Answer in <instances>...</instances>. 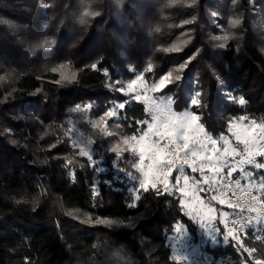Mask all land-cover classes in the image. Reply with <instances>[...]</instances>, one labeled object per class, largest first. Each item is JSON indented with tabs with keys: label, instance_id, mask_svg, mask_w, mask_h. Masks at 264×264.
Listing matches in <instances>:
<instances>
[{
	"label": "trees",
	"instance_id": "16d2710c",
	"mask_svg": "<svg viewBox=\"0 0 264 264\" xmlns=\"http://www.w3.org/2000/svg\"><path fill=\"white\" fill-rule=\"evenodd\" d=\"M221 3L231 5L232 12L225 13ZM250 3L0 0V264H182L172 259L167 235L177 222L195 229L179 192H165L160 185L159 195L140 190L125 174L136 175L132 154L116 161L108 150L111 138H93L90 164L66 134V117L76 103L90 102L92 114L99 115L121 101L125 108L115 118L120 131L141 132L146 124L134 121L147 120L145 104L118 89L133 69L152 63V77L167 71L183 77L180 89L159 91L175 96V110L188 108L189 97L201 91L203 107L193 110L202 113L211 133L226 131L228 121L241 115L264 119V50L248 16ZM209 6L221 12L230 29L224 48L209 33ZM90 10L100 15L85 17ZM235 18L241 25L232 28ZM173 46L181 50L163 51ZM183 63L187 67L178 71ZM60 64L75 78L61 80L60 71H51ZM240 96L246 105L232 100ZM67 160L73 163L65 168ZM255 171L264 180V168ZM133 188L140 200L129 207ZM73 208L127 223H89L67 212ZM240 239L264 264V224L249 226ZM209 250L214 264L254 262L236 241Z\"/></svg>",
	"mask_w": 264,
	"mask_h": 264
},
{
	"label": "snow or ice",
	"instance_id": "6c2138e0",
	"mask_svg": "<svg viewBox=\"0 0 264 264\" xmlns=\"http://www.w3.org/2000/svg\"><path fill=\"white\" fill-rule=\"evenodd\" d=\"M115 2L117 5H120L123 3V0H115ZM178 3H181V0H169V5H176ZM183 3L186 7H193L197 3V0H183ZM99 15L100 12L95 10H90L84 13L85 17H96ZM80 22L86 23L87 21L82 17ZM191 22L192 21L189 20L183 21L184 24ZM240 25V18H235L230 21V27L232 28H237ZM214 39L223 41L217 46L224 48L229 39V35L225 34L216 36ZM180 50L181 49L176 46L163 49L165 52H178ZM66 67V64H60L58 68H52L51 71H60L61 80L68 81L74 79V73L69 76L66 72L62 71ZM90 67L96 69L97 65L92 64ZM186 67L187 63H183L179 65L178 71H182ZM153 70V64L148 63L146 68L142 72H138L135 79L131 80L126 86L131 99L141 101L146 105L144 111L150 116V121H134V123L137 125L147 124V131H143L142 135L137 137L135 133L131 136H127L108 130V120L111 119L115 122V118L120 115L118 109H124L125 103H120L114 107L106 109L98 120L92 122V127L97 129L102 137L111 138L117 141L114 146H110L108 149L115 153L116 161L124 159L125 152H130L133 157L138 156V159H133L130 163L131 167L134 168L139 175H133L131 172H125V174L131 180L138 181L139 189L143 190V192L155 190L157 195H159L160 188L158 185H162L164 191L167 192L169 187V177L172 176L174 170L183 171V166L188 165L192 167L193 171H197L194 167L197 160L211 162L213 157L211 155H204L203 153L207 150L209 145L215 148L218 140L206 131L204 122L201 119L202 113L192 110L193 108L200 109L203 107L201 91H196L189 97V107L182 112L172 110V106L176 103L175 96H166L163 98L147 96L148 91L159 92L162 89L169 87L180 89L183 80L181 75L173 76V71H167L161 74L158 80L149 84L145 77V72L151 73ZM106 71L107 70H105V72ZM133 71L135 70L133 69ZM56 83H60V80L56 81ZM137 87L142 89L140 94H135ZM124 90V87L118 89V91L121 92ZM232 100L240 106L247 104V100L243 96L232 97ZM81 107L82 106L78 104L75 106V110H80ZM83 107L90 108L92 105L88 104ZM117 128H119V124H117ZM229 129L230 131H233L237 143L243 144L244 147L241 152H237L235 147H232L231 149L225 147L223 152L225 154L243 156V159L239 162L240 164L253 165L255 168H264V162H258L255 159L257 156L264 157V121L258 122L247 116H240L235 118V120L230 119ZM149 132H152L157 138L151 139ZM81 135H83V133H81ZM163 140H166L167 143L161 145V141ZM219 140H225L224 136L221 135ZM132 141H135L136 144L132 145ZM92 143L93 141L89 139L88 144L91 145ZM225 143L227 144L228 142L225 141ZM136 145H138V147ZM54 146L55 145H53V147ZM77 155L87 157L90 164L93 162V157L89 151L81 150ZM116 161H114V163ZM72 163L73 161L67 160L64 167L68 168ZM217 163H219V157H217ZM203 168L204 164L202 163L199 170L203 171ZM118 170L124 171L123 169ZM209 170L219 173L221 167L217 166L215 168H210ZM234 171H236V168L230 169L227 174L231 176ZM70 175H74V173L70 172ZM183 180L185 185H187L189 177L184 176ZM176 182L179 183V179H177ZM207 182L208 181L205 180V183ZM196 183H199V181H196ZM180 191L183 192L184 189H180ZM262 191H264V186H262ZM132 193L134 202L129 204V207H135V201L140 200V195L136 188H133ZM97 194L98 191L94 190V195ZM213 199H217V197H213ZM254 201H257V203H253ZM219 203L224 204L225 201L220 199ZM228 207L239 209L240 213L248 211L249 213H257V215L248 217L241 216L238 220H232V227H229L227 214H224V218L220 220V223L223 224V230L216 226L215 221L217 218L209 216V222L205 223L201 221L200 227L206 229V234L210 237L213 243H219L220 241L217 240V235H222L224 243L236 241L244 252L251 255L256 249L246 247L238 233L240 229H244L245 235H247L246 226H250L253 222L264 224V196L259 199L256 196H251L247 201V208L240 204L239 199L235 204L229 199ZM208 211L209 213L212 212L211 207L208 208ZM186 215H188L190 219L195 220L197 216L200 215V212L197 211L196 214L193 215V213L189 211ZM93 222L95 224H106L109 226L114 223L123 224V221L115 222L107 218H97ZM126 226L131 227L132 225L129 223ZM174 231L180 234L181 237L187 235V229L179 222L174 226ZM255 238L257 240L261 239L260 236H256ZM173 248L174 255L172 259L182 260L188 258L186 255L177 256L175 252L178 250L175 249V245H173ZM257 264H260V262L258 261Z\"/></svg>",
	"mask_w": 264,
	"mask_h": 264
},
{
	"label": "rangeland",
	"instance_id": "374dc122",
	"mask_svg": "<svg viewBox=\"0 0 264 264\" xmlns=\"http://www.w3.org/2000/svg\"><path fill=\"white\" fill-rule=\"evenodd\" d=\"M261 1L263 2L262 6L259 2H257V0H250L251 3L249 6L248 16L252 20L251 23L255 28L256 36L260 41L264 50V0ZM222 8L224 9L225 13L232 12L231 5L222 4ZM207 10L211 21V26L209 28V33H211V36L214 38L216 36H221L225 34L229 35L230 29L227 28L225 23L223 22V16L221 12L215 9V7H211V6H209ZM188 38L189 36H187L185 31H183L181 35V40L186 41L188 40ZM144 69L134 71L133 76L131 78H126L122 83V87H124L125 89L124 91L128 95L129 93L126 87L127 84L131 80L135 79L136 74L138 72H142ZM62 71L69 74L67 69H63ZM159 76L155 78L152 77L151 75H148V73L145 72V77L149 84L155 80H158ZM141 91L142 89L140 87H137L135 94H140ZM147 96L163 98L170 95L160 94L159 92L148 91ZM120 103L123 102L121 101L113 102V104L110 107H114L115 105H118ZM78 104L81 105L82 107L80 110H75V106ZM88 104H90V102L84 101L81 103H76L71 105V107L69 108L68 115L66 117V124H67L66 134L69 136L70 141L74 147H77L80 151L84 150V151H89L91 153V148H90L91 145L88 144V140L89 139L93 140L95 136L101 137L99 131L92 127V122L98 120L99 117L103 115L104 111L99 115H93L91 111V107L90 108L83 107L84 105H88ZM186 109L187 108L182 110H175L172 106V110L177 112H182ZM241 116H247V115H241ZM247 117H249L250 119H255L258 122L264 121V119H257L250 116ZM231 120H235V118H232ZM146 121H150L149 115ZM229 121L227 124L226 131L220 132L218 134H213L205 128L210 135H212L214 138L218 140V143L215 146V148L209 145L207 150L203 153L204 155H211L213 157V160L211 162H208L206 160L205 161L197 160L196 164L194 165L197 171H193L192 167L188 165H184L183 171L174 170L172 176L169 177L168 189L173 188L179 192L180 204L182 205L185 212L187 213L191 211L193 215H195L197 211L200 212V215L197 216L195 220L191 219L192 228L195 229L194 231L191 229L190 226H187L186 223L179 222L180 224L184 225V227L187 229V235L181 237L180 234L174 231V228L173 231L167 235V240L170 245L172 256L174 255L173 245H175V249L178 250L175 252L177 256L186 255L188 257L187 259L181 260L182 264H214V260L216 259L212 254V252L209 250V248L211 246L224 243L222 235H217V240L220 241L219 243H213L210 237L206 234V229H202L200 227V222L203 221L205 223H208L209 216H214L217 218L215 221L216 226L223 230V224L220 223V220L224 218L225 205L219 203V200L221 199L220 198L221 180L223 176H225L230 169L236 168V170H239V169H243L246 166V164L239 163L243 159V156L236 154H225L223 152V149L225 147H228L229 149L235 147L237 149V152H241L244 147L243 144L237 143L235 136L233 135V131H230ZM117 124L118 123L113 122V120L111 119L108 120V126H109L108 130L123 134L120 131V128H117ZM147 130L148 129L146 124L145 128L141 132L135 135L139 137L140 135H142L143 131H147ZM81 133H83V135H81ZM131 135L132 134L127 136H131ZM221 135L224 136L225 140H219V137ZM149 136L151 137V139L157 138L156 136L153 135L152 132H149ZM225 141H227L228 143L226 144ZM116 142H117L116 140L111 139L110 145L114 146ZM165 143H167L166 140L161 141V145ZM131 144L135 145L136 142L132 141ZM136 146L138 147V145ZM217 157H219V163H217ZM133 158L138 159V156ZM262 162H264V160H262ZM202 163L204 164V168L203 171H200L199 169ZM217 166L221 167V171L219 173L209 170L210 168H215ZM247 167L248 169L245 170V174L247 176L248 181L250 182L251 186L257 191L260 197L264 196V191H262V186H264V180L262 176L256 173L255 171L256 168L254 166L252 167L247 166ZM136 175H139L137 171H136ZM184 176L189 177V181L187 185H185L184 183L183 180ZM177 179H179V183L176 182ZM205 180H207L208 182L205 183ZM196 181H199V183H196ZM137 185H139L138 181H137ZM180 189H184V191L181 192ZM213 197H217V199H213ZM209 207H211L212 209L211 213H209L208 211ZM67 212L89 223H94L93 221H95L97 218H107L96 214H92L86 210H80L75 208L67 210ZM107 219L115 222L123 221V224L127 223V219L125 218H107ZM117 224L120 223H114L113 225H117ZM248 257L251 258L252 255H249L248 253ZM251 259H253V257ZM253 260L254 262L251 263L249 259H243L239 264H256V262H258L256 259Z\"/></svg>",
	"mask_w": 264,
	"mask_h": 264
},
{
	"label": "built area",
	"instance_id": "2783aa9c",
	"mask_svg": "<svg viewBox=\"0 0 264 264\" xmlns=\"http://www.w3.org/2000/svg\"><path fill=\"white\" fill-rule=\"evenodd\" d=\"M255 159L258 162H262L264 160V157H255ZM252 167L253 165H248L243 169L236 170L232 173L231 176L226 174L223 176L220 184V198L225 201L224 205L226 207L225 214H227V219L229 221V227H232L231 221L234 219H239L241 216L248 217V216H256L257 213H249L248 211H245L243 213H240L239 209H233L231 207H228V200L231 199V202L235 204L237 200H240V204L247 208V201L250 199L251 196H256L258 199L260 198L257 191L251 186L250 182L247 179V176L245 174V170L248 169V167ZM253 203H257V201H254ZM257 223L253 222L251 225H255ZM250 225V226H251ZM247 228L249 226H246ZM244 229H240V233L243 232Z\"/></svg>",
	"mask_w": 264,
	"mask_h": 264
}]
</instances>
